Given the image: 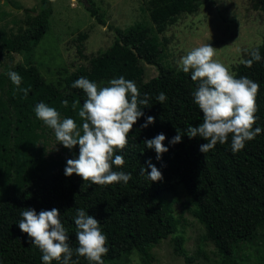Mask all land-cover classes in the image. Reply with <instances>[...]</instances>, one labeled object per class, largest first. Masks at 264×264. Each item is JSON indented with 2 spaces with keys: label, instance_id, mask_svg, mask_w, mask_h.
<instances>
[{
  "label": "trees",
  "instance_id": "trees-1",
  "mask_svg": "<svg viewBox=\"0 0 264 264\" xmlns=\"http://www.w3.org/2000/svg\"><path fill=\"white\" fill-rule=\"evenodd\" d=\"M197 2L148 0L147 11L155 32L162 33L181 14L193 13ZM251 3L254 9L264 10V0ZM85 9L98 25L106 26L104 14L93 0H85ZM52 12V0H41L39 12L26 20V27L18 34L0 29V57L10 61L0 71V264H43L41 251L18 227L24 208H33L37 214L58 209L73 250L78 247L74 217L77 209H84L100 222L107 237L104 264H115L133 253L144 260L149 247L176 232V220L164 195L177 186L184 187L195 206L197 220L213 240L219 256L214 264H244L236 251L264 228V131L246 141L238 152L231 150L230 134L227 143H217L207 153H201L199 145L206 141L186 135L189 126L203 122L193 98L199 81L191 80V72L162 64L153 29L139 22L125 29L109 26L116 38L108 50L90 58L87 66H79L57 85L47 84L37 68L13 64V55L28 53L38 45L48 30ZM85 39L87 34L80 33L76 41L82 44ZM253 51H259L261 60L254 61L251 67L240 63L234 75L259 84L253 128L264 129V42ZM253 51L244 60L251 59ZM78 52L81 54L82 49L78 48ZM140 63L156 67L157 75L139 83L143 73ZM10 71L22 77L19 88L9 79ZM120 76L138 84L141 98L149 96L148 104L140 106L144 116L128 134L127 146L114 153L122 155L125 164L119 168L113 165L112 170L131 173L132 179L127 184L95 185L76 174L65 176L67 160L78 158L79 145L71 150L63 146L65 156L49 155L46 134L50 128L36 118L35 106L43 102L54 107L61 119H74L83 134L84 121L78 112L87 97L82 89L71 85L80 77L99 86ZM22 90H28L27 96ZM160 92L167 97L163 104L156 100ZM65 100L67 106L63 105ZM147 116L155 117V123L142 128ZM176 130L182 140L172 145ZM159 133L166 136L164 146L169 151L157 160L155 150L147 149L144 141ZM149 160L162 173L161 181L152 182L140 174L141 167L151 171L147 167ZM182 242L178 237L177 250L182 249ZM72 260L90 264L75 252ZM186 264H192L191 260L187 259Z\"/></svg>",
  "mask_w": 264,
  "mask_h": 264
},
{
  "label": "clouds",
  "instance_id": "clouds-1",
  "mask_svg": "<svg viewBox=\"0 0 264 264\" xmlns=\"http://www.w3.org/2000/svg\"><path fill=\"white\" fill-rule=\"evenodd\" d=\"M216 48L210 44L195 47L182 56L178 63L184 73L191 72V80L199 81L193 92L194 103L203 114V122L196 127L189 126L186 135L189 139L200 137L206 143L199 145L201 153H207L217 143L225 144L231 134V150L235 153L242 150L246 141L253 140L264 129L253 128L256 123V96L259 84L247 77L236 76L222 62L215 59ZM259 51L251 53V59L242 63L251 67L253 62H259ZM11 82L19 88L22 77L14 72L7 73ZM82 89L87 99L84 101L78 115L84 121L82 133L77 130V124L72 118L61 119L60 113L41 102L35 106L36 118L47 127L54 130L56 139L67 149L79 145L78 158L68 159L64 174L67 177L76 174L83 181L95 185H111L123 182L127 184L132 179L131 173L113 171L112 167H123L122 155H114L116 150H123L128 143V134L138 119L144 116L141 105H147L148 94L141 98L134 81L123 76L108 81L107 86L99 87L89 79L80 77L72 85ZM27 96L28 90H22ZM167 97L160 92L156 100L163 104ZM68 101H63L67 106ZM75 110L77 105H72ZM155 123V117L147 116L141 125L147 128ZM170 144L181 142L182 135L178 130ZM166 136L157 134L152 139L144 141L147 149H154L157 160L169 149L164 146ZM147 172L141 167L140 174L152 182L163 179L162 173L147 161ZM18 227L27 234L31 243L42 253L43 264H77L72 260L73 254L86 258L90 264H104L102 257L108 252L107 237L100 228V222L90 216L84 209H77L74 217L76 226L75 238L78 247L73 250L69 245V236L60 220L58 209L41 210L38 214L33 208H24Z\"/></svg>",
  "mask_w": 264,
  "mask_h": 264
},
{
  "label": "rangeland",
  "instance_id": "rangeland-1",
  "mask_svg": "<svg viewBox=\"0 0 264 264\" xmlns=\"http://www.w3.org/2000/svg\"><path fill=\"white\" fill-rule=\"evenodd\" d=\"M40 1L0 0V29L10 35L18 34L26 27V20L39 12ZM93 1L104 14L106 26L98 25L90 17L85 0H52L47 32L30 52L14 54L13 64L33 66L47 84L57 85L79 66H87L90 58L112 46L116 37L109 26L125 29L137 22L153 29L162 64L176 71H181L177 62L188 51L210 44L216 48L214 58L235 74L238 65L264 42V10L254 9L251 0H198L193 13L181 14L162 33H156L150 22L148 0ZM80 33L87 34L82 44L76 41ZM78 48L82 49L81 54ZM9 63L7 57H0V71ZM139 65L143 72L139 83L157 75L156 67ZM107 84L103 82L99 87ZM46 150L51 156L66 155L51 128L46 134ZM164 198L171 205L176 232L149 247L146 259L133 253L115 264H186L187 259L192 264L216 263L219 256L213 240L197 220L195 206L184 187L177 186ZM178 237L183 240L181 250L176 249ZM236 256L244 264H264V228L258 230L253 241L241 245Z\"/></svg>",
  "mask_w": 264,
  "mask_h": 264
}]
</instances>
